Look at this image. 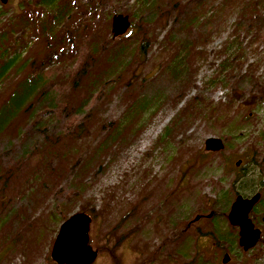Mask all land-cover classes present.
Instances as JSON below:
<instances>
[{"label":"rangeland","instance_id":"374dc122","mask_svg":"<svg viewBox=\"0 0 264 264\" xmlns=\"http://www.w3.org/2000/svg\"><path fill=\"white\" fill-rule=\"evenodd\" d=\"M179 1L183 16L176 0L159 11L72 0L96 11L85 23L106 40L74 48L65 33L80 21L59 2L0 3V31L27 22L23 38L10 31L19 57L0 76V114L34 72L59 85L56 97L38 90L24 102L32 124L21 110L0 127V264H54L61 217L77 212L92 219L93 264H222L224 254L226 264H264V0H251L254 10L249 0ZM116 14L130 27L112 39ZM211 137L222 151H204ZM244 175L248 188L233 189ZM256 193L248 217L261 236L243 252L227 215L236 196Z\"/></svg>","mask_w":264,"mask_h":264},{"label":"trees","instance_id":"16d2710c","mask_svg":"<svg viewBox=\"0 0 264 264\" xmlns=\"http://www.w3.org/2000/svg\"><path fill=\"white\" fill-rule=\"evenodd\" d=\"M48 1L49 2L56 1L57 3L59 2V5L61 7V10H59L60 13H61V11H63L64 14H66L68 16V18L70 20H72V22H74L75 19L80 21V25H78V24L76 25V30L75 29L67 30L65 33V35L67 34V39L64 41L67 44H71L72 48L75 47V43H76L77 38H81V44L79 45V47L82 46V44H84L85 40H86V43H88L90 40L92 42L99 43L98 42L99 37H100L102 42L106 43V40L102 36H99V32L95 31L94 25L91 26V25L85 23V22L90 23L91 21H93L97 18V14H96V11L94 9H90L89 11H85V10H83V7H84L83 5L71 6L70 3L72 0H41V3L46 4ZM143 1L146 4H148L149 2L152 3L158 11L161 9V6H168L170 3H172V0H153V1L143 0ZM229 1H231V0H229ZM89 2L90 1H86V3H89ZM177 2H179V4L176 6L175 9H173V11L176 12V15H182L183 16L184 15L183 9H185L186 7L181 5V2L179 0H176V3ZM249 2L250 3H246L244 7L246 9H252V10L256 9L255 4L252 3L251 0H249ZM188 3L190 4V7L191 6L198 7V6H201L202 0H188V2L186 3L187 6H188ZM233 4H236V3H233ZM28 6L31 7L32 10L36 9L35 6H30V5H28ZM251 13H253V11H251ZM73 15H75V19H74ZM253 16H256V15H254V13H253ZM61 17L59 19H61ZM34 18L36 19V15H34L31 20H35ZM26 23L27 22L24 21L23 19H16V21L10 20L5 24L3 29L0 31V76L3 75L4 72H6L10 67H12L14 62L17 61L16 59L19 57V53H16V52L13 55H10V51L15 50V48H16L14 45L15 38H13V36H11L10 31L17 32V34H18L17 39L23 38L25 34L23 36H22V34L24 33ZM60 41H62V39H60ZM60 41H58V43H60ZM111 41H112V39H110V42ZM24 46H25V44H24ZM46 47H47L46 49L49 51V50L53 49L55 46L52 44L46 43ZM76 51H77V49L74 52H76ZM87 53H90V52H87ZM88 57H89V55H87V57L83 60V62H79L78 67H77L78 70L76 71V75L82 74L85 71L86 61H87ZM72 58H73V56H72ZM43 59H46V58L43 57ZM57 86H59V85L55 84L54 82H52L49 79H46V74H44V73L35 74V72L32 73V78H27V80L22 82V84L19 86V88L16 90V92H14L6 101L7 104L4 106V110H5L4 114H0V127L3 123V121L8 122L11 115H13V113H17L21 110H23V112L26 114L25 115L26 119L29 117L28 121L26 120L27 124H32L33 121L30 120V116L33 114L32 108L28 105L23 108V106L25 104L24 102H26L27 98L29 96H31L32 94H34L35 92H37L38 90L39 91L41 90L43 95H47L46 90L48 92L53 91L52 97H56L55 90H56ZM54 87H55V90L53 89ZM57 103H59V102H57ZM42 104H43V102H40V105H42ZM64 109L65 108L63 107V110ZM63 110H61V111L63 112ZM61 111L58 108L56 112L55 111H53V112L56 115V117H59V116H61V113H62ZM51 115H53V114H51ZM1 119H3V120H1ZM10 173L11 172H10L9 168L4 169V174H3L4 175V181H6L8 179ZM247 181H249V180L245 178V175H244V177H241V178L237 176L235 178L234 182L232 183V188L233 189L236 188L235 187L236 184L240 185L239 186L240 189L248 188L247 187ZM67 218L68 217L66 215H63L61 217V220L64 221Z\"/></svg>","mask_w":264,"mask_h":264},{"label":"water","instance_id":"95a60500","mask_svg":"<svg viewBox=\"0 0 264 264\" xmlns=\"http://www.w3.org/2000/svg\"><path fill=\"white\" fill-rule=\"evenodd\" d=\"M8 0H0L6 4ZM130 27L127 16L116 14L111 21V38L116 39L125 35ZM224 148L223 142L218 138H207L204 142L205 152H220ZM237 161L235 166H239ZM260 195L254 194L250 198L236 196L231 204L227 220L231 226L238 228V245L243 252L254 248L260 239V231L255 228L248 215L258 202ZM199 217H196L197 220ZM91 217L84 212L70 215L59 225L53 240L49 258L54 264H93L97 257V251L89 245V229ZM229 256L224 254L222 264H226Z\"/></svg>","mask_w":264,"mask_h":264},{"label":"flooded vegetation","instance_id":"af4514ba","mask_svg":"<svg viewBox=\"0 0 264 264\" xmlns=\"http://www.w3.org/2000/svg\"><path fill=\"white\" fill-rule=\"evenodd\" d=\"M262 221H264V219H262ZM256 228V227H255ZM261 232V231H260Z\"/></svg>","mask_w":264,"mask_h":264}]
</instances>
